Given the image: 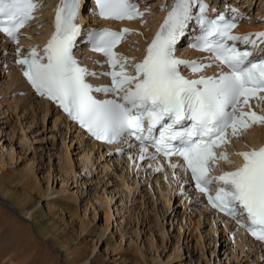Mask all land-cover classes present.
<instances>
[{
	"label": "snow or ice",
	"instance_id": "1",
	"mask_svg": "<svg viewBox=\"0 0 264 264\" xmlns=\"http://www.w3.org/2000/svg\"><path fill=\"white\" fill-rule=\"evenodd\" d=\"M96 3L99 14L106 18L124 20L145 15L133 0ZM38 7L39 0H0V32L19 43L20 29L35 18ZM79 9L80 0H61L55 33L43 53L32 48L17 61L26 65L24 75L33 88L57 102L97 140L113 143L134 138L140 145L141 160L182 157V164L169 161V167L183 169L212 207L233 218L239 215L247 221L241 226L264 240V146L238 153L244 163L234 170L211 174L220 161L231 163L226 151H217L231 143L230 136L238 138L254 125H264V115L243 110L254 98L264 100L260 95L264 93V55L252 59L258 44H264V32L234 34L235 20L223 13L210 17L204 0H174L142 62H131L114 51L132 30L87 33L94 51L103 53L111 68L97 73L81 66L73 54L81 34L75 22ZM192 24L200 30L192 47L210 53L206 58L210 64L175 55L178 41ZM238 43L245 47H238ZM217 63L229 71L196 79L180 71L184 66L193 73L202 72ZM96 75L110 76L112 84L93 86L87 82ZM94 92L114 98L97 99ZM148 145L153 152L149 153ZM162 170L163 165L157 166V172Z\"/></svg>",
	"mask_w": 264,
	"mask_h": 264
},
{
	"label": "rangeland",
	"instance_id": "2",
	"mask_svg": "<svg viewBox=\"0 0 264 264\" xmlns=\"http://www.w3.org/2000/svg\"><path fill=\"white\" fill-rule=\"evenodd\" d=\"M243 1L252 3L250 8L255 16L258 14V9L264 10V0ZM263 10L260 11L264 12ZM46 29L42 28L41 31L45 32ZM136 41L133 39L132 43ZM9 73L13 74L14 71L4 70L0 62V157L3 158V152L15 157V163L8 166V169L18 171L27 169L25 172L39 174L41 185L45 190L49 189V196L45 197L36 209L47 207L52 212H59L56 206H47L46 202L69 200L73 205L78 206L83 218L88 220L96 215L93 223L83 232L79 240L83 239L88 243V250L92 249V243L98 244L95 245L89 258L81 264H90L93 257L98 256L103 264H149L146 256L149 258L158 256L152 264H251L250 257L235 259L233 255L223 250L224 256L221 258L216 243L207 235V221H203L198 226L199 220H194L192 216V224H183L181 235L179 231L181 227L179 220L183 214L181 212L188 214L192 211L190 207L185 211L184 202L177 200L173 205V202H167L166 196L148 198L150 194L146 192L143 183L140 184L139 192L136 189L138 185L133 180L125 182L124 179V184L119 175L110 169L108 161H102L107 153L103 151L100 157L97 153L89 151L88 142L80 141L74 128L67 130L62 123L55 122L57 119L55 111L45 115V112L37 109L34 116L27 104L30 98L33 100L34 98H29L23 90L18 93L16 87L19 84H11ZM14 102L18 103L17 108ZM65 154L69 158L66 159ZM67 161L71 164V169L68 171L62 169ZM123 163L124 161L120 164ZM120 164H116L114 168L120 169ZM133 174L132 172L131 177ZM46 178L50 181L48 182ZM65 178L68 183L63 186ZM131 190L133 192H130ZM107 206H110L111 213L110 223L107 222L108 232L102 239L97 236L99 240L89 237L90 229L95 226L106 228L103 208ZM85 209L88 211L86 215ZM32 213L30 210L21 214L23 218L32 221ZM21 214H18L19 217ZM61 214L62 218L72 221L68 213L61 212ZM150 232H154L158 237L159 243L155 241L157 243L155 247L149 244ZM112 234L116 237L112 241L121 245L122 250L113 251V247L107 245L108 236ZM179 238L181 240L178 243ZM127 254L129 255L126 257ZM262 263V260L258 262V264Z\"/></svg>",
	"mask_w": 264,
	"mask_h": 264
},
{
	"label": "bare ground",
	"instance_id": "3",
	"mask_svg": "<svg viewBox=\"0 0 264 264\" xmlns=\"http://www.w3.org/2000/svg\"><path fill=\"white\" fill-rule=\"evenodd\" d=\"M239 1L242 2L243 6H246L249 9H251L250 7L252 6V3L248 4V2L245 3V1L243 0H239ZM156 3H160V0L153 2L152 4L155 5ZM152 8L153 7L151 6L147 7V9L149 10H151ZM260 10L263 9H258L257 15L258 16L264 15V12H261ZM46 14H47L46 9L41 11L40 19L46 20L47 18ZM151 16H155L153 12L151 13ZM150 18L153 19V17ZM251 21H254V18H252V20H250L248 23L243 24V27L258 28V25H254V23H252ZM150 24L151 23H148L147 26H149ZM158 24L159 21L156 22L155 27L152 29L149 27L148 28L141 27L138 24V22H132L130 24L131 28H134L136 31H139L140 33L138 37H133L134 39L137 38L139 40L138 44L136 45L137 46L142 45V49H144L149 39L152 38L154 30H156V28L159 26ZM45 28L48 29V25L44 26V29ZM47 29L45 30V32L41 31L42 35L46 33ZM32 30H35V28L27 30L26 34H30L31 32H33ZM6 44H7L6 41H2V39L0 38V46L1 45L4 46ZM131 44L132 41L130 42V44H125L120 50V52L123 55L129 54L130 56H132L131 57L132 59H135V57L138 55L139 52L138 50L133 49ZM93 58L94 57H91L90 60H92ZM3 68L4 70L7 71L8 70L14 71L13 74L11 73L8 74V78L11 79V84H19V86L16 87V91L18 89L23 90L26 92L25 95H28L29 98L30 97L34 98V100L30 98L29 102L27 103L29 104L28 106L30 108L29 107L28 108L32 110L33 115L35 114V111L37 109H40L43 112H45V115L55 111L57 117V119L55 120L56 123L57 122L62 123L64 127L66 126L67 130H71L75 128L74 125H71L63 115H59L58 111L54 107H52L48 101L33 96L32 92L25 84V81L20 75L18 69L10 66H3ZM14 104L17 108L18 103L14 102ZM259 108L264 115V102L263 104H259ZM77 138H79L80 141L88 142L87 140L84 139V136H82V134L79 131L77 132ZM230 139H231V143H229L231 145L230 147L235 150L240 148H245L251 145L252 146L256 144L259 145L264 141V125L257 124L252 129L244 131L240 137L237 138L230 136ZM88 146H89L88 147L89 151L91 150L92 152H95L94 154L97 153V155H99L100 157H101L100 154L103 155L102 152L104 150H102V148L100 147L96 148V145L94 143L88 142ZM110 151H112V149L107 148L105 150V153L109 154ZM131 154L132 152L126 155L128 161L124 162L123 164H120L121 160H123L122 157L112 160L111 162L108 161L110 169L119 175V177L121 178L124 184L125 182H129L133 180L135 184L138 185L136 188L137 192H139V187L141 186L140 184L144 181L145 182L147 181L149 189L146 188L145 190L150 194L149 196H147L148 198L151 199L152 197L158 198V196L160 197L166 196L167 202L174 203L175 195L182 192L179 188L180 186L177 184L176 179L172 178L169 172H162L153 175L152 174L153 169L146 170L145 169L146 167L144 166L141 167V165L136 164ZM65 158L67 159L69 158V156L65 154ZM84 161H86V158L84 159ZM13 163H15V157L13 155L12 156L8 155L6 152H3V158L0 157V172H1L0 173V264H81L82 262L87 260L89 258V255L93 253L92 251L94 250L95 245L98 243L96 242L92 243V249L88 250L89 247L88 243H85L83 239L81 240L79 239L83 234V232L88 228V226L93 223L94 218H96V215H93V217L92 218L90 217L88 220L86 218H83L78 210L79 209L78 206L76 204L73 205L69 200H67L66 202H63L62 200H51L46 202L47 206L50 207L56 206L55 208H57L59 212H55V211L52 212L51 210H49V208L47 209V207L36 209V206L39 203H42L45 197L49 196V189L45 190V188L41 185L40 177L37 172L36 173L25 172L27 171V169L23 171L8 169V166H10ZM116 164L121 165L120 169L114 168L116 167L115 166ZM111 165L113 166L111 167ZM6 167L7 169H5ZM88 167L89 166H87V168ZM136 167H138L139 169L136 170ZM62 169H66L67 171L70 170L71 169L70 162L67 161ZM41 172L42 171H40V173ZM132 172L135 173V177L134 176L131 177ZM46 179L48 180V182L50 181L49 178ZM180 180L183 179L180 178ZM66 183L68 182L65 178L63 181V186ZM130 192H133V190H131ZM155 194L157 196H155ZM101 198L104 197L101 196ZM186 198L190 202H192L193 199H195L193 197H186ZM182 201L184 202L185 211L187 210L188 206L193 207L194 211H191L188 214H185L184 212L180 220L177 218L181 222L180 225L181 227L179 230L180 233L183 232L182 231L184 227L183 224L191 223L192 216H194L193 217L194 220L195 219L199 220L198 226L200 225V223L202 224L203 221L206 222V218L208 221V217L210 218L212 217L211 215L209 216L207 207H204L200 204H196L195 206L191 204L189 205L187 204V202H185L184 198L181 199V202ZM109 208L110 206L103 208L106 228H99V226H95L94 228L90 229L89 237L92 238L94 237V239H97L98 236V238L102 239V237L108 232L109 224H107V222L110 223L111 220V213ZM30 210H32L33 212L32 221H29L25 219V217L23 218L22 216L23 213H28V211ZM61 212L68 213L72 221L70 222L64 217L62 218ZM85 212L86 215L88 213L87 209H85ZM17 213L18 214L22 213L21 217H19ZM211 222L212 224L209 225L207 222V226H208L207 235L212 237V240L214 241V243H216V245H217V241H220V243H222L223 245L222 250L224 252L228 253L229 255H233L235 259H240V260H242L243 258L245 259V257L246 258L250 257L251 264H255V263L258 264V262L260 263V260L262 261L264 260V251L261 248H259L261 250H258V254H257L255 252V247H253L252 251L255 252L256 254L254 253V255H251L252 253L249 252L246 247V245L250 244V241L246 239V236L244 234L243 235L245 237L241 235L240 231H237L238 233L237 238L240 237V239L237 240L236 243L234 244V247H232L228 243L229 238L226 237V234L219 232L220 228L216 227L213 219L211 220ZM228 225L229 223L227 224V226ZM150 233H151L150 236L148 235L149 237L148 240L150 242L149 244L155 247L157 246V243H159L157 241L158 237L155 235L154 232H150ZM163 234L165 236V233ZM218 235L219 237L217 238ZM114 237H115L114 234L108 236L107 245L113 247V251L122 250L121 245L117 244V242L112 241ZM180 238L179 241H177L178 238L176 240L178 243L181 240ZM155 241H157V243H155ZM162 241H164L163 238ZM251 244L255 245L252 242ZM128 255L129 254L125 256L127 257ZM134 257L137 258L136 256ZM146 258L149 264H152L153 260L157 259L158 256H154V257L152 256V258L146 256ZM137 259L139 260V258ZM90 264H103V262L100 261L98 256V257H93ZM262 264H264V261Z\"/></svg>",
	"mask_w": 264,
	"mask_h": 264
}]
</instances>
